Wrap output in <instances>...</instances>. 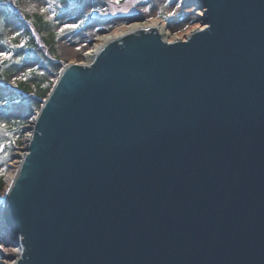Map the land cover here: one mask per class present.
Returning a JSON list of instances; mask_svg holds the SVG:
<instances>
[{
  "label": "water",
  "instance_id": "obj_1",
  "mask_svg": "<svg viewBox=\"0 0 264 264\" xmlns=\"http://www.w3.org/2000/svg\"><path fill=\"white\" fill-rule=\"evenodd\" d=\"M183 1L189 38L61 68L4 196L16 264H264V0Z\"/></svg>",
  "mask_w": 264,
  "mask_h": 264
},
{
  "label": "rangeland",
  "instance_id": "obj_2",
  "mask_svg": "<svg viewBox=\"0 0 264 264\" xmlns=\"http://www.w3.org/2000/svg\"><path fill=\"white\" fill-rule=\"evenodd\" d=\"M13 13L15 16L12 19L5 24L0 23V52H5L6 47L14 49V52L12 51V55L6 59L0 56V62L5 61L8 65L12 62L23 65L22 69L14 71L9 76L6 81L7 86L25 82L31 89L34 88L33 83L37 82L36 79L41 81L44 87L49 82H53L57 77L55 70L57 66L61 67L72 60H80L82 50L91 46L100 33H106L110 29L134 20L155 19L167 24L174 35L182 37L202 27L203 14L197 6L182 0H83L79 6H73L68 18L61 20L54 18V0H19ZM25 15H38L52 23L49 29L54 33L53 55L45 53L38 55L33 53L28 45L21 46L27 43L28 34L34 35L35 43L38 39V35H35L30 28V20ZM72 25L78 27H69ZM48 30L42 32L41 36L48 35ZM32 120L31 115L28 121ZM29 125L31 126L30 123H25L22 126L20 142L17 143L18 148L13 151V154L17 155L25 148L26 134L30 133L26 127ZM3 133L10 136L5 127L0 124V135ZM17 158L14 156L7 170L0 168L3 182H5V175L14 169ZM3 192L4 188H2V195H4ZM0 235L5 244L3 248H0V257L2 254L5 256L0 264H5L12 259L14 248L11 247L12 242L7 243L4 235L1 233Z\"/></svg>",
  "mask_w": 264,
  "mask_h": 264
},
{
  "label": "trees",
  "instance_id": "obj_3",
  "mask_svg": "<svg viewBox=\"0 0 264 264\" xmlns=\"http://www.w3.org/2000/svg\"><path fill=\"white\" fill-rule=\"evenodd\" d=\"M19 0H0V23L5 24L15 15L13 11ZM83 0H54L55 13L54 18L61 20L68 18L72 13L73 6H79ZM30 20V28L38 35L36 43L34 42V35H27L28 41L24 43L32 50L33 53L43 55H53L54 47V33L51 32L50 21H45L38 15H25ZM50 28V29H49ZM49 29V30H48ZM48 30V35L41 36V33ZM10 48L6 47V52L12 55ZM17 52V51H16ZM18 54V53H16ZM46 58V57H45ZM23 65L12 62L7 64L5 61L0 62V124H2L6 131L10 133L7 136L5 133L0 135V168L5 171L8 168V163L13 159V151L17 143L20 142V135L22 126L28 122L32 113L39 109L41 99L45 98L49 88L50 82L47 86H43L41 81L34 82V88L31 89L25 82H20L15 86H7L6 81L9 76L16 70L22 69ZM60 69L58 65L56 71ZM4 186L3 176L0 174V196L2 195V188ZM1 243V237H0ZM4 257V255H1ZM0 257V259L2 258Z\"/></svg>",
  "mask_w": 264,
  "mask_h": 264
},
{
  "label": "bare ground",
  "instance_id": "obj_4",
  "mask_svg": "<svg viewBox=\"0 0 264 264\" xmlns=\"http://www.w3.org/2000/svg\"><path fill=\"white\" fill-rule=\"evenodd\" d=\"M185 3H188V1H185ZM142 29L153 30L155 33H157L160 36V38L163 41H165L167 43H172L175 41H182V40L189 38L191 35V33H186L182 37L176 36V35H174V32H172L170 30V28L167 26V24H164L163 22L157 21L155 19L134 20V21H131L129 23H126V24H123V25L117 27L114 31L107 32V33H100L98 35V38L91 44V46L82 50L80 60H72V61H69V63H76V64L81 65V66H88L93 62L96 55L99 53V51L106 44L114 41L115 39H117L121 36H124L126 34H129L131 32L137 31V30H142ZM29 137H30V134L29 133L26 134V138H25L26 142H27V139ZM17 155H18L17 156L18 158L16 159V163L13 166L14 169L9 171L5 175L6 193H7L8 188L11 186L12 182L14 181V179L17 175L21 160L24 157L25 152H23V151L18 152ZM6 200H7V197H4L3 199L0 200V226L2 223V219H3ZM19 240H21V236H19ZM3 242L1 240L0 244L5 245ZM11 242H12V245L11 244L10 245H11V247L14 248V254L12 256V259L7 261L5 264H12L13 260H15V264H16L18 259L23 255L22 244L20 243L19 246H16L15 240H12ZM4 258H5V256L2 257L0 259V261Z\"/></svg>",
  "mask_w": 264,
  "mask_h": 264
},
{
  "label": "snow or ice",
  "instance_id": "obj_5",
  "mask_svg": "<svg viewBox=\"0 0 264 264\" xmlns=\"http://www.w3.org/2000/svg\"><path fill=\"white\" fill-rule=\"evenodd\" d=\"M69 27H78L76 25H72V26H69ZM63 30V29H62ZM22 46V45H21ZM10 54L9 53H5V52H0V56H3L5 59L9 56ZM0 248H3V245L0 244ZM12 264H15V260L12 261Z\"/></svg>",
  "mask_w": 264,
  "mask_h": 264
}]
</instances>
